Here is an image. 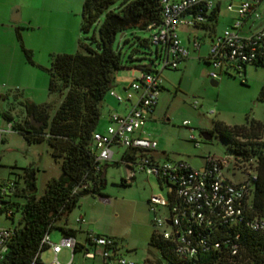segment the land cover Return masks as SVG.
<instances>
[{"label": "rangeland", "instance_id": "rangeland-1", "mask_svg": "<svg viewBox=\"0 0 264 264\" xmlns=\"http://www.w3.org/2000/svg\"><path fill=\"white\" fill-rule=\"evenodd\" d=\"M237 1L221 0L213 24L215 32L229 25L233 13L226 8V4L231 2L234 5ZM81 2L0 0V126L8 121L3 114L20 118L25 113L26 102L47 103L48 118L52 114L61 94L47 88L48 74L44 67L49 64L50 54L82 52L78 41L94 47L91 36L97 39L95 25L85 32L79 29ZM263 7L264 0H261L258 8ZM13 9L18 12L17 21L11 20ZM209 31L197 26H179L177 33L184 41L186 35L198 38L199 49L191 50L176 68L163 67L159 70L162 88L154 108L147 115L144 129L156 141V156L160 160L181 159L199 167L206 154L224 153L226 141L219 135V128L263 118L264 103L258 97V91L264 83V64L247 63L242 76L233 70L222 72L215 78L216 84H210V77L202 72L210 67L200 58L208 51ZM147 35L146 30L137 28L124 30L121 37L124 41H120L124 65L114 70L116 80L127 78L129 71L138 65L150 63L151 69L160 68L153 47L137 41L136 37ZM118 39L117 34L116 41ZM19 42L28 49L33 64L26 61ZM130 50L132 57L127 59ZM102 113L101 107L95 128L101 127ZM183 120L188 121L186 125L182 124ZM203 130L210 131L209 139L202 138L200 131ZM190 133L198 145L188 138ZM3 138L0 142V183H12V188L6 190L4 197L9 198L14 210L12 219L0 210V226H12L17 224L19 217L13 202L24 200L25 168L32 170L33 193L38 196L43 192L46 180L59 174L60 159L51 156L45 140L27 141L13 127L4 133ZM112 149H117V152L108 160L100 161L103 166V183L99 185L102 198L98 194L82 195L65 216L68 226L75 230V240L82 247L71 253L68 247L60 246L55 259L64 263L72 255L73 264H99V254L85 240V231L91 230L112 238L117 246L116 254L126 259L170 264L155 246L148 243L154 226L146 199L152 193L165 194V186L160 188L152 174L146 175L142 171H137L130 182L121 183L120 179L124 178L127 169L120 161L124 148L118 145L112 146ZM224 174L228 175L227 171L224 170ZM80 217L83 221L76 222L75 219ZM62 224L63 217L54 220L47 233L49 241H59L62 233L58 226ZM84 248L94 251V257L83 256ZM52 258L53 252L48 246L40 249V261L49 262Z\"/></svg>", "mask_w": 264, "mask_h": 264}, {"label": "built area", "instance_id": "built-area-1", "mask_svg": "<svg viewBox=\"0 0 264 264\" xmlns=\"http://www.w3.org/2000/svg\"><path fill=\"white\" fill-rule=\"evenodd\" d=\"M260 1L238 0L234 5L231 2L226 4V8L234 12V17L228 26L210 36L205 54L210 68L204 70L210 79L230 70L242 76L247 63L256 60L264 62V23L251 31L242 32L246 17L264 21V7L258 8ZM216 2L159 0L160 22L148 23L146 28L149 42L158 51L160 68L137 69L122 93L112 88L107 90L118 102L129 101V104L123 112H108V124L103 131L92 133L91 146L95 159L99 161H106L113 155L112 146L135 149L140 153L130 160L120 159L128 167L123 178L125 183L130 182L137 171L152 174L163 181L160 188L165 186V194L152 193L146 202L152 212L153 234L171 242L172 253L177 259L175 264H205L203 261L216 264L215 260L222 256L227 258V264H260L244 256L235 241L239 236L238 224L249 231H264V216L250 213L254 210L251 196L257 179L253 158H242L229 152L206 154L199 167L181 159L160 160L156 156V141L144 129L147 115L156 104L162 85L159 70L176 67L182 58L200 45L197 37L189 45L181 43L176 27L179 24L202 26ZM187 122L183 120L182 124ZM11 129L12 122L9 120L0 126V142L4 133ZM188 138L198 145L192 133ZM224 170L228 175L224 174ZM11 184L7 181L0 183V193ZM99 196L102 198V195ZM75 220L78 223L83 221L81 217ZM11 233L10 226H0V259ZM47 233L41 236L40 245L51 249L52 260L40 261V250L37 249L28 264H73L72 255L66 262L60 263L55 259V253L60 246L68 247L72 253L74 247L79 245L78 248H81L82 245L73 235L66 234H61L58 242H51ZM85 240L99 254V264H152L148 260L134 262L116 254L117 246L108 236L87 230ZM95 252L84 248L83 256L94 257ZM197 255L205 256V260L196 258Z\"/></svg>", "mask_w": 264, "mask_h": 264}, {"label": "trees", "instance_id": "trees-1", "mask_svg": "<svg viewBox=\"0 0 264 264\" xmlns=\"http://www.w3.org/2000/svg\"><path fill=\"white\" fill-rule=\"evenodd\" d=\"M216 12L215 7L209 11L207 22L202 25L205 29L212 30ZM159 22V0H82L79 29L85 32L96 26L97 39L94 40L91 36L95 46L78 41L82 52L51 53L49 64L44 70L48 74L47 88L61 94L59 103L48 118L47 103L26 102L25 119L21 123L12 122V127L27 141L47 142L51 156L60 159V172L56 177L47 179L43 192L36 196L33 193L32 170L25 168V186L22 189L24 200L13 202L19 217L17 224L10 226L12 233L0 264H28L35 251L44 247L40 245L41 236L48 232L54 220L60 217H63V224L58 226V229L62 234L74 236L75 230L66 222L67 212L82 195H102L99 185L103 183L101 176L103 166L95 159L91 136L98 121L100 102L112 85L114 70L124 65L120 52V41L124 40L121 37L125 29L146 30L147 37H136L137 41L153 47L154 55L157 57L158 51L149 42L146 25ZM117 34L119 39L116 41ZM17 36L19 37L18 34ZM19 46L26 61L33 64L28 49L21 42ZM131 57L132 50L127 54V59ZM201 59L205 63L208 62L205 56ZM251 64L263 65L264 62L256 60ZM136 69L153 70L147 64L138 65ZM258 97L264 103V83L259 88ZM29 115L34 121H40L39 125L29 123ZM3 116L7 118L6 114ZM219 135L226 141L224 152L242 158L248 156L253 158L257 179L252 187L251 196L254 210L250 213L264 216V114L262 120H249L247 124L219 128ZM135 154L140 153L135 149L124 148L120 159L130 160L136 156ZM155 178L161 186L163 181ZM120 182L126 184L123 178ZM11 185L7 190L12 188ZM5 192L0 193V210L12 219L14 209L11 208L12 202L4 198ZM237 229L239 236L235 241L239 250L251 262L264 264V231H249L239 224ZM148 243L155 246L170 264L177 263L169 240L156 238L152 231ZM78 247L79 245L72 251ZM200 256L197 255L196 258H205ZM215 263L227 264V258L219 257Z\"/></svg>", "mask_w": 264, "mask_h": 264}, {"label": "crops", "instance_id": "crops-1", "mask_svg": "<svg viewBox=\"0 0 264 264\" xmlns=\"http://www.w3.org/2000/svg\"><path fill=\"white\" fill-rule=\"evenodd\" d=\"M220 3H221V0H217L216 2V11H218L219 9V6H220ZM259 7V5H258ZM217 13V12H216ZM233 13V17H234V12L232 11ZM233 17L231 18V21L233 20ZM17 21V20H16ZM230 21V23H231ZM229 23V24H230ZM264 23V21H261V20H254L252 19L251 16H248L246 17V19L243 21V28H242V32H247V31H251L259 26H261L262 24ZM181 25H185V24H179L177 27H176V34L180 40L181 43L185 44V45H189L190 41L193 39V38H196V36L192 35H186V41H184L181 37V34H178L177 33V28ZM198 27V26H197ZM198 28L202 29L203 31H207V29H205L203 26H199ZM211 31V32H210ZM208 33H209V42H210V36L213 32H215L214 30V27L212 28V30H210ZM209 45V44H208ZM200 46V45H199ZM199 49V47H198ZM194 50V49H193ZM197 50V49H195ZM204 56H200V58H202ZM135 71H137L136 68H133L129 71V74H128V77L125 78V77H120L119 80H116L115 76L113 77V80H112V85L110 88L114 89L115 91L117 92H120L122 93L124 91V89L127 87L128 83L130 82V80L132 79L133 75L135 74ZM204 72V70H202ZM244 72V70H243ZM1 96V94H0ZM129 104V101H125V102H118L117 100H115L113 98V96H111L108 92H106L100 102V109L102 107L103 109V113H102V124L100 125L101 127L100 128H95V131H103L105 129V126L108 124V112L111 111V110H116L118 112H123L127 109V106ZM155 106V105H154ZM154 108V107H153ZM152 108V109H153ZM152 111V110H151ZM150 113V112H149ZM148 113V114H149ZM100 114V113H99ZM25 113H23L20 118H13L10 114H6V120H9V121H18V122H22L24 119H25ZM99 118V117H98ZM4 138H2L3 140ZM114 152H117V149L113 150ZM114 154V153H113ZM105 166V165H104ZM126 168H128L127 166H125ZM126 172H127V169H126ZM136 175V172L134 174V177ZM133 177V178H134ZM5 198V197H4ZM9 199V198H8ZM147 200V199H146ZM75 234V233H74Z\"/></svg>", "mask_w": 264, "mask_h": 264}, {"label": "water", "instance_id": "water-1", "mask_svg": "<svg viewBox=\"0 0 264 264\" xmlns=\"http://www.w3.org/2000/svg\"><path fill=\"white\" fill-rule=\"evenodd\" d=\"M18 19H19L18 12L15 9H13L12 14H11V20L16 21ZM147 66H150V63H147ZM209 82L212 85H215L216 84V80L215 79H209ZM28 118H29V123H32V124L35 123L34 120L31 118V115H29ZM39 123H40V121H37L35 123V125L37 126V125H39ZM200 134H201V136H202V138L204 140H207V139L210 138V132H208L206 130L200 131ZM101 176H103V169H102V172H101Z\"/></svg>", "mask_w": 264, "mask_h": 264}, {"label": "flooded vegetation", "instance_id": "flooded-vegetation-1", "mask_svg": "<svg viewBox=\"0 0 264 264\" xmlns=\"http://www.w3.org/2000/svg\"><path fill=\"white\" fill-rule=\"evenodd\" d=\"M35 123L37 122V121H34ZM35 123H33L34 125H35ZM207 131V130H206Z\"/></svg>", "mask_w": 264, "mask_h": 264}]
</instances>
